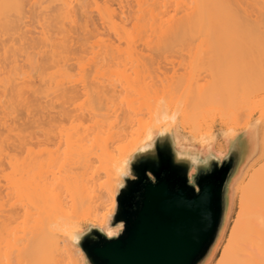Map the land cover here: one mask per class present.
Listing matches in <instances>:
<instances>
[{
    "label": "bare ground",
    "instance_id": "6f19581e",
    "mask_svg": "<svg viewBox=\"0 0 264 264\" xmlns=\"http://www.w3.org/2000/svg\"><path fill=\"white\" fill-rule=\"evenodd\" d=\"M111 1L0 0V264H65L68 260L80 264L81 251H72L64 233L87 221L105 227L116 204L121 170L164 118L175 113L181 130L199 138L211 133L206 130L209 113L218 114L225 128L237 131L250 125L260 103L247 95L254 94L264 78L263 67L257 69L264 0H115L120 11ZM100 30L104 37L107 32L114 34L117 42L110 33L107 37L114 38L104 40ZM118 40L127 46L116 45ZM141 44L155 57L142 52L147 49L142 50ZM136 49H141L142 57L146 54L142 62L141 56L136 59ZM170 49L184 54L177 56V61L184 58L179 68L178 62L174 67L172 61H163ZM156 59L161 66H173V76L171 69L152 67ZM126 60L133 62L132 68ZM121 61L132 72L119 67ZM117 63L123 71H117ZM111 67L115 79L108 74ZM146 70L159 73L163 81L153 74L149 78ZM164 72H168L165 78ZM120 92L127 94L122 104L130 109L137 104L150 118L128 144L111 150L99 134L90 138L76 123L96 110L116 114L114 97ZM55 108L60 124L51 119L42 123L45 110ZM244 108L249 113L241 124L234 115ZM20 109L32 118L36 132L17 133L7 125ZM39 134L46 144L51 141L58 147L32 149L29 141ZM12 138L18 145L11 147L19 146L25 156L8 155L5 148ZM261 138L259 160L235 188L239 212L217 264H264V124ZM217 151L224 153L225 147ZM4 160L9 162V172ZM92 166L105 174L99 188L86 177ZM78 169L85 173H76Z\"/></svg>",
    "mask_w": 264,
    "mask_h": 264
},
{
    "label": "water",
    "instance_id": "95a60500",
    "mask_svg": "<svg viewBox=\"0 0 264 264\" xmlns=\"http://www.w3.org/2000/svg\"><path fill=\"white\" fill-rule=\"evenodd\" d=\"M225 143L226 153L212 141L192 144L179 134L178 115L164 118L121 170L105 227L64 233L83 264H209L256 128L231 132Z\"/></svg>",
    "mask_w": 264,
    "mask_h": 264
},
{
    "label": "rangeland",
    "instance_id": "374dc122",
    "mask_svg": "<svg viewBox=\"0 0 264 264\" xmlns=\"http://www.w3.org/2000/svg\"><path fill=\"white\" fill-rule=\"evenodd\" d=\"M73 1V0H72ZM111 3H113V5H114V8H116L118 11H120L119 9H120V7H119V5H118V2L117 1H111ZM251 11L252 10H250L249 11V14L251 13ZM260 14H261V20H262V28H261V39H262V45H261V51H262V55H261V58H260V63H257L258 65H257V69L258 68H260V67H263L262 69H263V71H264V1L261 3V10H260ZM33 18L31 17V22H30V20L28 21V22H30L31 24H32V20ZM28 20V19H27ZM35 25V24H34ZM31 28H34V26H31L30 27V29ZM35 29V28H34ZM33 29V32H36L35 30ZM100 32H102V36L100 35V37H104V30H100ZM107 31H105V33H106ZM80 33V32H79ZM110 32H107V35L105 36V37H107L108 36V34H109ZM81 35H82V33H80ZM110 34H112V33H110ZM113 36H115L114 34H112ZM76 37H77V35H75ZM113 36H111L110 35V38L112 37V38H114ZM81 37V36H80ZM83 37V36H82ZM104 37V40H107V38H108V40H110V38L109 37H107V38H105ZM116 37V36H115ZM111 40H113V39H111ZM113 41H116L117 42V37L116 38H114V40ZM119 41V40H118ZM74 42H75V40H74ZM115 42V43H116ZM119 44H117L116 43V45H121L120 44V41L118 42ZM123 44H124V42H123ZM122 44V45H123ZM126 44V43H125ZM124 44V45H125ZM76 45H77V42H76ZM76 45H75V47H76ZM138 45H140L139 43H138ZM141 45H143V46H139L140 48L141 47H143L142 48V50L143 49H147L146 51L147 52H145V51H142V52H144V53H147V55H149V58H150V56L151 55H153L154 56V54H153V50H150L149 49V47L147 46L146 47V45L145 44H141ZM78 46H79V44H78ZM125 46H127V44L125 45ZM144 46H145V48H144ZM124 47V46H123ZM136 47H137V45H136ZM139 47L137 48V49H139ZM74 48V47H73ZM120 48L122 49V47L120 46ZM151 48V47H150ZM76 49V48H75ZM77 49H78V47H77ZM136 49V51H139V50H137ZM175 49H177V48H175ZM175 49H173V50H175ZM125 50H127V48L125 49ZM148 50H150L149 52H148ZM78 51V50H77ZM140 51H141V49H140ZM140 51L139 52H136V53H138V54H135V56H137V58L136 59H138L142 54H140ZM155 51V50H154ZM80 52V51H79ZM79 52H78V54H79ZM141 52V53H142ZM77 53V52H76ZM149 53V54H148ZM162 53H164V52H162ZM162 53H160V54H162ZM168 53H169V59H168ZM168 53H166V54H164V57H166L167 59H164V57L163 58H160V59H164L163 61L165 62L166 61V63H167V60H169V61H172L173 63H174V67H175V65H177V62L179 63V61H184V58H182V60L179 58L178 60L179 61H177V56H182V53H180L178 50H177V54H174L173 53V51H172V49H170L169 51H168ZM140 54V55H139ZM156 54V53H155ZM158 54V53H157ZM157 54H156V58H158V60H159V55H158V57H157ZM166 55V56H165ZM78 56H81V55H78ZM82 56H84L83 54H82ZM143 56V55H142ZM141 56V58H139L140 59V61H141V59L143 60V58H145L146 57V54L144 55V57H142ZM153 56H152V58H153ZM183 56H184V54H183ZM182 56V57H183ZM155 57V56H154ZM125 58H126V56H125ZM151 58V59H152ZM135 59V58H134ZM123 60V59H122ZM150 61V59H148L147 58V63ZM153 60H155V58H153ZM117 61H119V60H117ZM127 62H129L128 60H126ZM125 61V62H126ZM156 61H157V59H156ZM162 61V60H161ZM160 60H159V62H161ZM120 62V61H119ZM118 62V63H119ZM122 62V61H121ZM125 62H122V63H119V64H122V66L120 65L119 67H123L124 69L125 68H127V67H125V66H127V64L125 63ZM142 62V61H141ZM172 62H171V64H172ZM72 63H74V62H72ZM71 62H70V64H72ZM114 63H116V62H114ZM118 63H117V66H116V64L114 65L115 67H117V69H118ZM123 63H125V65H123ZM146 64V62H145V59H144V62H143V64ZM150 63V62H149ZM152 63H154L153 61H152ZM181 63V62H180ZM180 63L178 64V67L177 68H179V65H180ZM130 64V65H129ZM129 64H128V66H130L131 67V65L133 64V62L131 63V62H129ZM144 64V65H145ZM156 65H154V66H152V67H156V69L159 67L158 65H160V63L158 64V61H157V63H155ZM158 64V65H157ZM162 64H163V62H162ZM168 64V63H167ZM135 65H136V63H135ZM147 65V64H146ZM164 65V66H163ZM162 66H161V68H163V69H160V68H158V70H164L165 69V71H169V69H171L170 71H171V73L173 72H175V68H173V66H170V68H169V65L168 66H166L165 64H163ZM70 66V65H69ZM74 66V65H73ZM111 66H113V64H111ZM113 66V67H114ZM134 66V65H133ZM158 66V67H157ZM76 67V66H75ZM74 67V68H75ZM114 67V68H115ZM130 67L127 69V70H129L130 69ZM146 67H148V65L146 66ZM149 67H151V66H149ZM168 67V68H167ZM173 69H172V68ZM70 68H72V66L70 67ZM73 68V69H74ZM114 68H109V69H113L110 73H108V74H111V75H113V77H114V79H115V76H114V74H117L116 73V68H115V71H114ZM122 68V69H123ZM132 68V67H131ZM177 68H176V70H177ZM73 69H71V70H73ZM76 69V68H75ZM74 69V70H75ZM123 69V70H124ZM146 68H144L143 70H145ZM149 69V68H148ZM153 68H151V69H149V71H152L153 72V70H152ZM181 69H182V67H181ZM261 69V68H260ZM259 69V70H260ZM123 70H121V68H119L117 71L119 72V71H123ZM126 69L124 70V71H127ZM154 70H155V68H154ZM109 71V70H108ZM113 71H114V74H112L113 73ZM129 71H131V70H129ZM128 71V72H129ZM162 71H159V72H161L162 74H163V72ZM169 71V72H170ZM178 71H180V70H178ZM77 72V71H76ZM132 72V71H131ZM146 72L148 73V74H150V76L149 75H145V77H148L149 76V78H153V77H151L152 76V74L154 73H149L148 72V70H146ZM145 72V73H146ZM157 72V71H156ZM155 72V73H156ZM181 72H182V70H181ZM74 73H75V71H74ZM130 73V72H129ZM128 73V74H129ZM142 73H144V72H142ZM146 73V74H147ZM160 73V74H161ZM165 74H164V78L166 77L165 75H167V73L168 72H164ZM173 73H172V75L171 76H173ZM157 74H159V73H156V74H153V75H157ZM158 76H162V75H157V77ZM171 76H169L168 75V77H170L171 78ZM113 77H112V79H113ZM154 78H156V77H154ZM159 78V77H158ZM158 78H156V79H158ZM163 78V79H164ZM169 78V79H170ZM37 80V79H36ZM150 79H148V81H149ZM162 80V77H160L159 78V81L160 82H162L161 81ZM202 81V80H201ZM37 82H38V80H37ZM165 82V81H164ZM203 83H205V82H203ZM120 85V84H119ZM259 87H260V89H259ZM120 88V87H119ZM254 88H258V89H256L257 91H255V92H258V93H255L254 92V90H253V92H254V94H249V95H247V97H251L250 98V100L252 101V100H254L253 102H255V101H260V103L258 104V106H257V108L255 109V111L253 112V118H252V121H251V123H250V125L247 127V128H245V129H240V130H237V131H230V130H228L227 128H225L224 126H223V124H222V120H221V118L219 117V115L218 114H216V113H214V112H211V113H209L208 115H207V124H209V126H207L206 127V130L207 131H211V133L210 134H208V135H205L204 137H199V138H194L190 133H188V132H184V131H182L181 130V128L178 126V130H179V134H180V136L182 137V138H184V139H186L188 142H190V143H192V144H196V145H199V144H201L202 142H207V141H212L213 143H214V146H215V150L217 151V149H220L221 148V146L223 145L224 147H225V152L224 153H226V150H227V147H226V143H225V136L226 135H228V134H230L231 132H238V133H240V132H243V131H245L246 129H248L249 127H255L256 128V149H255V153H256V151L258 152V153H254L253 154V156H254V158H253V156L251 157L252 159H250L249 160V162L246 164L247 166H245L244 167V172L242 171V173H241V177L239 176V178L236 180L237 182H235V184H234V186H233V196H232V205H231V211H230V216H229V220H228V223H227V228L225 229V232H224V237H223V240H222V243H221V245H220V247L218 248V250H217V253H216V255H215V257H214V261L212 262V259H211V261L209 262L210 264H217V262H218V260H220V256H221V251H222V249H223V247H224V245L226 244V241H227V239H228V236H229V234H230V232L229 231H231V226L233 227V225H234V223H235V220H236V218H237V212H239V207H238V202H237V198H236V194H235V188L237 187V185L242 181V178H243V176H244V174H245V172L249 169V167L252 165V164H254L256 161H258L259 160V158H260V155H261V150H262V138H261V130H262V127H263V124H264V78H263V82H262V85L261 86H256V87H254ZM252 91V88H250L249 89V91L248 92H251ZM125 96H127V94L126 93H122V92H120V93H118L115 97H114V101H115V104H116V106L114 107V109H116V110H118L117 111V113L115 114V112L114 111H111L109 114H106L105 113V111H103V110H96V112L94 113V114H91V115H88V114H86V115H84L80 120H79V122L78 123H76L77 125H79V124H81V125H79V129H80V127H81V130H82V132H83V130L85 129V130H87L88 132H89V134H90V138H93V137H95L97 134H99L100 135V137H101V139L102 140H105L106 142H107V145L109 146V148L111 149V150H113V149H117L119 146H124V145H126V144H128L133 138H134V133L143 125V123L144 122H146L147 120H149V118H150V114L148 113V111L147 110H145L144 108H142V109H139V108H137V104H134L132 107H131V109L130 108H128V106H127V104L125 103V104H122V102H121V100H123V98L125 97ZM258 96V97H257ZM122 104V105H121ZM246 106H251L250 104H248V105H246ZM251 108L253 109V106H251ZM46 112L44 113V116L43 117H41V121H42V123H45L46 121H48V120H53V122H54V120L55 119H58V112H59V109L58 108H55V109H50V110H45ZM248 113H249V111H247V108H244V109H239L238 111H236L235 112V120H237V121H239V122H242L241 124H244L245 123V120L247 119V115H248ZM2 114V113H1ZM3 115V114H2ZM1 115V116H2ZM0 116V117H1ZM255 118V119H254ZM31 121H32V118L30 117V116H28V114L26 113V111L24 110V109H20L18 112H17V115L15 116V117H12V118H10L9 120H8V123H7V125H10V126H12V129L13 128H15L16 129V131L15 132H20V131H26L28 134L29 133H34V132H36L37 131V129L35 130L34 128H33V125L31 124ZM261 122V123H260ZM54 125H59L60 124V122L59 121H56L55 120V122L53 123ZM70 124L71 123H67L66 124V127H69L70 126ZM75 125V124H74ZM76 125V126H77ZM71 127V126H70ZM259 127V128H258ZM6 128V127H5ZM4 128V129H5ZM44 128H48V126L46 125ZM14 129V130H15ZM19 129V130H18ZM6 130V129H5ZM1 131H2V128H1ZM4 131V130H3ZM2 131V132H3ZM7 132V131H6ZM4 133V132H3ZM8 133V132H7ZM5 134V133H4ZM8 134H10V133H8ZM8 134H6V136L8 135ZM16 134V133H15ZM14 136V133L13 134H10V137L11 136ZM185 135V136H184ZM207 137V138H206ZM14 138V137H13ZM13 138H12V143H11V145H7V143L5 144V147H6V145L7 146H9V147H6L5 149L7 150V152L9 153L8 155L9 156H11V155H15V156H13V157H16L17 155H20V153L19 152H21V148L18 146L16 149L14 148V147H11V146H17L18 144H15V139L13 140ZM193 138V139H192ZM260 138V139H259ZM198 139V140H197ZM15 141V142H14ZM13 142H14V144H13ZM29 142H31V146H32V149H34L35 151H41V150H45V149H47V148H50V150L52 149H54V148H56V147H54V146H57V145H54V144H51L52 142L50 141V143H49V141H47L48 142V144H46L45 142H46V140L43 138V136H40V134L39 135H36V136H34V139H31V141H29ZM216 142V143H215ZM9 143V144H10ZM54 143V142H53ZM51 145V146H50ZM54 145V146H53ZM258 145L260 146V147H258ZM31 146H29V147H31ZM58 147V146H57ZM20 150H19V149ZM97 146H95V150L94 151H96L97 150ZM260 148V149H259ZM18 149V150H17ZM4 152H6V151H4ZM22 152H24L23 150H22ZM22 152H21V154H22ZM218 152V151H217ZM23 155V154H22ZM26 154L24 153V155L23 156H25ZM23 156L21 157V158H23ZM5 157V156H4ZM20 157V156H19ZM18 156L16 157V158H19ZM6 158V157H5ZM4 158V159H5ZM92 158L94 159V157L92 156ZM7 160H8V158H7ZM7 160L5 161L4 160V163H6V164H3L2 162V164L5 166V171H7V172H9L8 170H10L9 169V167L7 166L8 165V163H7ZM252 160V161H251ZM3 161V160H2ZM94 161V160H93ZM96 163V161H94V164ZM93 164V163H92ZM2 165V166H3ZM100 164L97 162V164L95 165L96 167H98ZM3 166V167H4ZM79 166V165H78ZM8 167V168H7ZM93 167V166H92ZM247 167V168H246ZM79 168V167H78ZM93 169H95V167H93L92 168V171H91V169L89 170V171H87V174H86V177L87 178H90V179H93V182H91V183H94V184H96L97 186H98V188H99V185L105 180V178H104V171H102V170H100V171H94ZM79 170H81V171H79ZM96 170V169H95ZM76 173H78V174H81V173H85V171H83L82 169H78L77 171H75ZM98 184H97V183ZM95 185V186H96ZM97 188V189H98ZM106 199V198H105ZM104 199V200H105ZM107 201V200H106ZM234 203V204H233ZM105 212H101V215H103ZM235 215H236V217H235ZM89 224H93V223H91V222H89V221H87V222H85V223H83L80 227L81 228H86ZM71 245V244H70ZM71 249H72V251L73 252H76L77 251V249H75L72 245H71ZM221 249V250H220ZM75 250V251H74ZM66 260V259H65ZM67 261V260H66ZM79 261H80V264H83V262H82V257H81V255L79 256ZM68 262H69V260H68ZM68 262H65V264L66 263H68ZM63 264H64V262H63ZM68 264H70V262L68 263Z\"/></svg>",
    "mask_w": 264,
    "mask_h": 264
}]
</instances>
